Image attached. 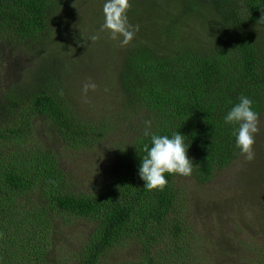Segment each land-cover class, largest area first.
<instances>
[{
    "label": "trees",
    "instance_id": "trees-1",
    "mask_svg": "<svg viewBox=\"0 0 264 264\" xmlns=\"http://www.w3.org/2000/svg\"><path fill=\"white\" fill-rule=\"evenodd\" d=\"M82 5L0 0V54L30 61L13 73L5 69L9 82L0 90V142L8 146L0 150V264H69L49 256L46 234L55 215L91 224L73 264H124L107 261L124 242L139 244L149 264H184L192 253L181 250V185H208L241 157L236 125L223 119L240 96L264 111V0H165L129 13L130 30L140 35L117 53L116 112L102 119L82 115L63 94L79 65ZM188 22L197 28L191 37L184 33ZM38 116L77 151L109 131L121 135L111 138L106 166L89 191L68 185L56 157L34 143ZM178 131L198 167L190 176L167 175L163 190L144 189L138 168L145 145L153 134ZM252 264H264V249Z\"/></svg>",
    "mask_w": 264,
    "mask_h": 264
},
{
    "label": "rangeland",
    "instance_id": "rangeland-1",
    "mask_svg": "<svg viewBox=\"0 0 264 264\" xmlns=\"http://www.w3.org/2000/svg\"><path fill=\"white\" fill-rule=\"evenodd\" d=\"M164 1L128 0L126 14ZM82 2L84 6H80V21L83 36L78 55L79 65L69 72L63 94L82 115L110 118L116 112L112 94L118 66L117 53L125 46L112 40L102 27L105 0ZM184 28L187 37L197 31V28L192 29L189 22ZM133 32V39L138 38L140 33L136 30ZM164 41L166 39H163L162 46H165ZM0 56V66L4 67L0 68L1 90L9 82L5 69L13 73L15 65L18 68L20 62L30 64V61ZM90 65L89 70L87 67ZM93 83L95 88L88 87L86 91L85 85ZM259 121L260 131L255 137L253 160L241 156L219 171L208 185L198 186L193 182L181 185L184 188V193L180 190L181 198L184 195V213L180 212L179 217L184 229H187L182 237L187 244H183L181 250L186 248L185 252L192 253L184 264H252L264 249V111L259 115ZM32 126L34 143L56 157L67 184L85 191L96 185L100 169L106 166L111 138H121V135H116L117 131H109L101 143L88 150L77 151L62 142L46 118L33 117ZM2 149H8L4 142H0ZM69 221L67 217L55 215L50 234H46V238H50L49 256L54 263L65 257V263L73 264L74 256L90 232L91 224L81 220ZM180 242L178 238L179 245ZM107 261L149 264L147 259H143L140 245L136 242H124L116 246L110 251ZM181 263L180 260L177 264Z\"/></svg>",
    "mask_w": 264,
    "mask_h": 264
},
{
    "label": "clouds",
    "instance_id": "clouds-1",
    "mask_svg": "<svg viewBox=\"0 0 264 264\" xmlns=\"http://www.w3.org/2000/svg\"><path fill=\"white\" fill-rule=\"evenodd\" d=\"M128 0H105L103 29L107 30L112 40L119 41L121 46L129 44L134 36L127 18ZM95 88V84L85 85ZM224 123L236 125L233 136L235 148L239 154L251 161L255 158V137L260 131L259 113L253 109V100L248 96L239 97V102L224 116ZM148 126L151 122H146ZM180 131L169 135L151 136V144L145 145L146 155L140 158L138 174L144 182V189L149 191L163 190L167 185V175L190 176L198 167L189 158V145Z\"/></svg>",
    "mask_w": 264,
    "mask_h": 264
}]
</instances>
